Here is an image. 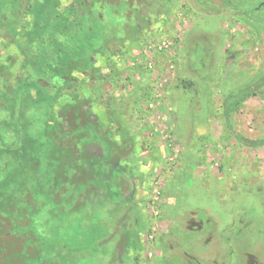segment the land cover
Here are the masks:
<instances>
[{"label":"rangeland","instance_id":"obj_1","mask_svg":"<svg viewBox=\"0 0 264 264\" xmlns=\"http://www.w3.org/2000/svg\"><path fill=\"white\" fill-rule=\"evenodd\" d=\"M37 1H26L36 15ZM59 1L62 10L108 5ZM125 1V28L110 48L75 70L78 80L49 109L40 103L48 109L37 113L40 129L45 119L63 125L52 136L67 148L68 170L60 187L34 180L40 194L11 210L22 224L33 217L32 233L5 229L0 244L18 252L16 264L34 263L37 237L45 248L34 264H264V145L251 144L264 139V0ZM20 4L0 13L7 99L25 76L34 24L28 11L10 26ZM50 150L38 147L37 163L25 155L23 179L47 166Z\"/></svg>","mask_w":264,"mask_h":264},{"label":"trees","instance_id":"obj_2","mask_svg":"<svg viewBox=\"0 0 264 264\" xmlns=\"http://www.w3.org/2000/svg\"><path fill=\"white\" fill-rule=\"evenodd\" d=\"M18 1L21 2L20 8L17 10L16 20L10 26L13 28L19 26L20 20L28 11L34 15L33 30L29 33L23 50L25 76L17 84V87L9 86L11 96L8 99V95L2 93L3 91L0 89V98H6V104L1 103L0 105V204L3 205L0 207V218L8 219L12 226L7 228L9 224L0 219V234L6 229L11 234L17 232L15 238L21 234L19 233L20 227L23 230V227L28 226L30 229L28 232L25 231L26 234L32 233L34 219L30 217L29 225L22 224L20 219L12 213V206L17 205L23 195L30 193L31 196H37L40 194L41 185H36L35 179L45 180V183L49 180L59 182V179L60 181L62 179L59 172L62 170V174L65 176L68 170L67 160H65L69 155L67 148L62 146V143H57V137L61 136H52L53 132H61L63 125H50L44 118L46 126L44 129H40L37 124L41 119L37 113L41 109L48 113L50 99L54 100L55 97L67 93V88L78 80L73 72L78 68L81 70L92 68L95 63V54L110 48L114 37L121 34L119 28L123 26L125 28V17H123L125 14L121 12L122 7L129 8V3L125 0L122 1L124 5L121 8L117 4L116 6L108 0H104L108 5L98 11H93L90 5L83 10H80L76 5H70L62 10L59 0H43L37 1L42 12L36 15V9L31 4L27 7L24 6V0H0V13L5 8H17ZM8 2L11 3V7L7 6ZM103 24L106 25L102 26ZM130 26L135 29V23ZM47 41L50 45L54 43L55 48L46 46ZM42 42L45 43L43 48L39 44ZM35 43L39 45L33 49ZM247 92H241L240 98H243ZM41 102H48L49 106L45 104L48 109H44L43 105H40ZM225 113L228 115V109L225 110ZM251 144L253 146L264 145V139ZM44 146L52 148L50 155L47 156V166L42 170L39 169V172H34L33 168L29 169L32 171V175L25 176L23 179L20 168L21 164L25 163L23 160L25 155L30 156L29 162L37 163L40 161L39 155H36L37 149ZM55 152H59V154L57 153L55 156ZM5 154H10L11 159H7V157L4 159ZM11 163L13 166L9 168ZM10 172H14V174L12 175ZM57 186H61L60 182ZM196 226L200 225L197 223ZM37 238L41 252L36 255L34 263L43 259L42 249L45 248L42 246L44 240ZM6 251V245L0 244V258H3L4 263L16 264L12 262V259L14 261L19 257L18 252H13L15 253L13 255L10 252L7 254ZM8 256L9 259H7Z\"/></svg>","mask_w":264,"mask_h":264},{"label":"flooded vegetation","instance_id":"obj_3","mask_svg":"<svg viewBox=\"0 0 264 264\" xmlns=\"http://www.w3.org/2000/svg\"><path fill=\"white\" fill-rule=\"evenodd\" d=\"M248 258H250V263L252 262L251 260H254L253 258H251V254L248 255ZM255 264V263H254Z\"/></svg>","mask_w":264,"mask_h":264},{"label":"crops","instance_id":"obj_4","mask_svg":"<svg viewBox=\"0 0 264 264\" xmlns=\"http://www.w3.org/2000/svg\"><path fill=\"white\" fill-rule=\"evenodd\" d=\"M197 179H199V178L197 177ZM180 182H181V181H180ZM180 182H179V183H180ZM179 183H177V186H180L181 183H180V184H179ZM174 184H175V183H174Z\"/></svg>","mask_w":264,"mask_h":264},{"label":"water","instance_id":"obj_5","mask_svg":"<svg viewBox=\"0 0 264 264\" xmlns=\"http://www.w3.org/2000/svg\"><path fill=\"white\" fill-rule=\"evenodd\" d=\"M262 4H264V1H263V3ZM26 5V0H24V6Z\"/></svg>","mask_w":264,"mask_h":264}]
</instances>
